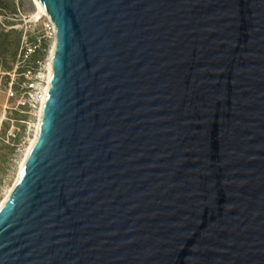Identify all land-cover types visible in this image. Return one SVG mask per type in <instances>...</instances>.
Here are the masks:
<instances>
[{
	"label": "water",
	"instance_id": "water-1",
	"mask_svg": "<svg viewBox=\"0 0 264 264\" xmlns=\"http://www.w3.org/2000/svg\"><path fill=\"white\" fill-rule=\"evenodd\" d=\"M37 140L0 264H264V0H43Z\"/></svg>",
	"mask_w": 264,
	"mask_h": 264
},
{
	"label": "rangeland",
	"instance_id": "rangeland-1",
	"mask_svg": "<svg viewBox=\"0 0 264 264\" xmlns=\"http://www.w3.org/2000/svg\"><path fill=\"white\" fill-rule=\"evenodd\" d=\"M35 12L32 0H0V200L13 183L36 121L27 106L20 104L24 78L21 73L45 60L48 41L44 50H37L22 62L19 58L21 46L44 33L46 18L33 17Z\"/></svg>",
	"mask_w": 264,
	"mask_h": 264
},
{
	"label": "built area",
	"instance_id": "built-area-1",
	"mask_svg": "<svg viewBox=\"0 0 264 264\" xmlns=\"http://www.w3.org/2000/svg\"><path fill=\"white\" fill-rule=\"evenodd\" d=\"M43 24V35L37 38L34 42H25L19 51L20 61H25L37 50H44L46 41L47 46H50L55 42V26L52 20L45 17ZM48 49V54H49ZM47 54L44 61H38L37 65L32 68L25 69L21 74L24 77L21 85L23 90V100L20 102L21 105L27 106L31 114L37 119L38 111L41 108L42 100L45 95V86L47 84V65L49 63V55ZM12 89H10L11 92ZM13 95V92H11ZM34 123V122H33Z\"/></svg>",
	"mask_w": 264,
	"mask_h": 264
},
{
	"label": "bare ground",
	"instance_id": "bare-ground-1",
	"mask_svg": "<svg viewBox=\"0 0 264 264\" xmlns=\"http://www.w3.org/2000/svg\"><path fill=\"white\" fill-rule=\"evenodd\" d=\"M32 1L34 3L35 8H36V12H35L33 17L38 18L39 16H45V17L50 18L43 0H32ZM54 48H55V42H54V44H52L50 46V49H49V54H48L49 55V63L47 65V84H46L45 89H44L45 95H44V99L42 100L41 108L38 111L37 119L34 123L33 135L30 138L29 143L27 144V146L24 150L22 158L20 159L18 169L16 172V176L13 180V183L8 187L4 197L0 200V208L2 207V205L4 204V202L6 201L8 196L10 195L11 191L13 190V187H14V185H15V183H16V181H17V179H18V177H19L30 153H31V150H32V148H33V146L37 140L38 133H39V124H40V120H41V116H42V110H43V106H44V103L46 101L48 91H49V87H50L49 80H50L51 73H52V60H53V55H54Z\"/></svg>",
	"mask_w": 264,
	"mask_h": 264
}]
</instances>
